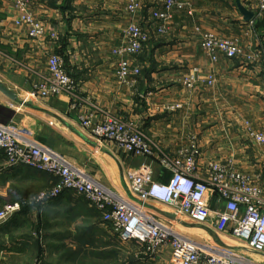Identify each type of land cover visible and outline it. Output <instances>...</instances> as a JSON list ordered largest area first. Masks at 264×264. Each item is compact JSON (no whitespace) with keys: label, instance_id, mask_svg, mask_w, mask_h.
Listing matches in <instances>:
<instances>
[{"label":"crops","instance_id":"obj_1","mask_svg":"<svg viewBox=\"0 0 264 264\" xmlns=\"http://www.w3.org/2000/svg\"><path fill=\"white\" fill-rule=\"evenodd\" d=\"M191 1L195 8L175 12L168 33L162 35L155 33L151 20L158 6L155 0H140L144 15L133 16L126 10L129 0H32L31 12L45 26L44 35L33 39L26 26L16 24L20 11L14 0H0V124L63 156L120 196H127L124 174L148 164L156 178L168 181L170 174L161 175L157 160L119 150L82 125L81 115L96 104L135 122L168 155L189 147L195 138L203 151L202 165L233 161L264 188V145H250L248 136L249 128L264 127V61L246 63L221 55L213 63L197 31L240 38L248 52L264 46V24L251 28L235 0ZM228 7L233 13L222 14ZM248 9L255 12L256 4ZM132 20L151 31V38L136 56L141 75L134 83L123 84L115 75L117 57L112 49L121 43ZM52 54L62 56L77 83L78 97L39 93L49 78ZM193 68L201 70L200 80L189 89L182 78ZM209 75L215 77L213 85L206 81ZM176 104L181 107L169 108ZM57 182V176L45 171L9 166L0 151V210L7 203H22L0 225V264H83L87 251L96 262L100 258L108 264H169L170 249L154 261L141 259L137 242L121 240L101 212L74 191L64 190L44 203H23ZM208 197L213 211L224 210L216 191ZM155 210L176 222L169 206L156 204ZM183 220L178 223L195 229L188 218ZM210 236L197 239L216 248L236 247L229 242L230 230Z\"/></svg>","mask_w":264,"mask_h":264},{"label":"built area","instance_id":"obj_2","mask_svg":"<svg viewBox=\"0 0 264 264\" xmlns=\"http://www.w3.org/2000/svg\"><path fill=\"white\" fill-rule=\"evenodd\" d=\"M247 8L256 4L254 27L264 19V0H243ZM157 6L151 14L155 33L165 35L175 12L189 9L190 0H155ZM20 11L18 26H26L30 38H41L44 24L31 12L32 0H14ZM140 0H129L126 10L135 15L142 9ZM191 11V9H190ZM201 47L211 62L224 55L229 59L243 58L246 63L264 61V46L244 50L240 38H226L210 31H201ZM151 33L132 20L124 29L121 43L112 49L117 57L115 75L119 82L132 84L142 73L136 56L144 49ZM49 78L38 88L43 96L69 94L77 96V83L67 71L60 54L48 59ZM200 69L193 68L182 78L184 85L195 88L200 80ZM213 85L215 77L206 79ZM77 106V103H74ZM81 115L82 125L99 139L113 142L119 150L135 156L157 160L161 175L170 174L168 181L156 178L152 164L124 174L127 196H120L104 186L66 158L36 143L20 137L9 126L0 124V151L9 166L27 165L57 176L58 182L25 204L44 203L71 190L84 196L102 214V220L123 241H136L141 259L154 261L164 249H170L169 264H259L235 252L233 247H219L179 231L174 221H167L156 212V204L169 206L179 221L188 218L190 223L209 235L230 230L231 236L244 242L253 252L264 254V188L248 172L239 170L233 161L217 160L200 163L203 151L197 139L189 147L171 156L159 149L135 122L109 112L96 104ZM181 104L169 107L178 109ZM248 136L264 145V127L248 129ZM204 166V167H203ZM211 190L219 194L224 210L213 211L209 206ZM22 208V203L5 204L0 210V225ZM211 233V234H210ZM210 236V238H211ZM213 237V236H212Z\"/></svg>","mask_w":264,"mask_h":264},{"label":"rangeland","instance_id":"obj_3","mask_svg":"<svg viewBox=\"0 0 264 264\" xmlns=\"http://www.w3.org/2000/svg\"><path fill=\"white\" fill-rule=\"evenodd\" d=\"M212 1H215V0H212ZM242 2H243V4H244V1L243 0H241ZM142 2H144V1H142ZM190 2H191V4H190V7H189V9L188 10H190V9H192V7H193V9L195 8L194 7V5L195 4H193L192 3V1L190 0ZM220 2V1H219ZM223 2V1H222ZM233 2V1H232ZM144 4V3H143ZM145 5H146V3H145ZM229 6V5H228ZM230 6H231V4H230ZM219 7H221V6H219ZM145 8V7H144ZM144 8H142L141 9V11L140 12H138L139 14H141V15H144ZM222 14L224 13V14H226V12H231V13H233L232 11H233V9L232 8H227V9H225V8H223L222 10ZM220 11V12H221ZM137 13V14H138ZM136 15V14H135ZM136 21V20H135ZM137 22V21H136ZM153 24V23H152ZM207 31V30H206ZM150 33H151V31H150ZM220 36V35H219ZM226 38H231V37H226ZM208 58V57H207ZM209 59V58H208ZM210 60V59H209ZM250 138V140H249V144L250 145H253V142H256V141H254L251 137H249ZM257 143V142H256ZM240 170V169H239ZM43 191H45V189H43V190H41V191H39V192H37V193H35V194H33L32 196H28V197H30L29 198V200H32L34 197H36L38 194H40L41 192H43ZM158 206V205H157ZM158 207H160V208H164L163 206H161V205H159ZM183 219H185L184 217H183ZM174 226H175V228L176 229H178L179 231H182L183 233H185V234H188V235H190V236H192V237H194V238H199V237H201V236H205L206 235V233L204 232V230H202L201 228H198V227H196L195 226V229H190V228H187V227H184L183 225H181L180 223H174ZM232 239V240H231ZM230 240H229V242H230V244L232 245V246H236V247H233V248H237V246H239V247H241V248H239V250H241V251H238V250H235V252L237 253V254H239L240 256H242V257H244V258H246V259H248V260H251V261H255V262H257V263H264V254H259V253H256V252H253V251H251L250 249H248L246 246H245V244H244V242H242L241 240H239V239H236V238H234V237H232ZM87 254V256H84L82 259H81V263H83V264H108L107 262H104L103 260H101L100 258H98V260H99V262H96V259L91 255V253H92V251H87L86 252ZM107 255L109 254V255H111L110 254V252L108 251V249L106 250V252H105ZM112 256V255H111ZM79 261H80V259H79ZM102 261H103V263H102Z\"/></svg>","mask_w":264,"mask_h":264},{"label":"water","instance_id":"obj_4","mask_svg":"<svg viewBox=\"0 0 264 264\" xmlns=\"http://www.w3.org/2000/svg\"><path fill=\"white\" fill-rule=\"evenodd\" d=\"M235 1H236L237 8H238L239 12L241 13V15L243 16L244 20L247 22L251 21L255 16V12L249 10L243 4V2L241 0H235ZM3 90L6 91L7 94L11 95V93L8 92L7 90H5V89H3ZM161 213L169 216V218H171V219H175V216H173V215L166 214L165 212H161Z\"/></svg>","mask_w":264,"mask_h":264},{"label":"trees","instance_id":"obj_5","mask_svg":"<svg viewBox=\"0 0 264 264\" xmlns=\"http://www.w3.org/2000/svg\"><path fill=\"white\" fill-rule=\"evenodd\" d=\"M264 24V19H261V20H259L258 22H257V25H260V24Z\"/></svg>","mask_w":264,"mask_h":264},{"label":"bare ground","instance_id":"obj_6","mask_svg":"<svg viewBox=\"0 0 264 264\" xmlns=\"http://www.w3.org/2000/svg\"><path fill=\"white\" fill-rule=\"evenodd\" d=\"M175 221H176V222H179V219H176Z\"/></svg>","mask_w":264,"mask_h":264}]
</instances>
